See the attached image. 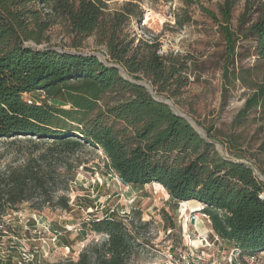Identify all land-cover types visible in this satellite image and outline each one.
I'll return each instance as SVG.
<instances>
[{
    "label": "trees",
    "instance_id": "1",
    "mask_svg": "<svg viewBox=\"0 0 264 264\" xmlns=\"http://www.w3.org/2000/svg\"><path fill=\"white\" fill-rule=\"evenodd\" d=\"M0 0V220L23 203L36 211L68 210L67 192L83 165L81 154L101 150L105 168L124 183H157L178 201H198L213 232L244 254L264 252V0H245L238 26L232 25L239 0H222L219 13L205 7L225 41L222 98L248 89L234 124H256L255 152L237 136L219 140L218 130L203 137L146 87L125 79L147 80L156 93L177 97L188 85L186 58L164 56L157 42L135 38L127 25L144 19L142 0ZM193 3L194 0H188ZM219 15L221 17H219ZM188 15L178 25L189 22ZM55 26L65 29L71 46L94 35L106 48V62L89 54L72 55L50 41ZM246 48V54L240 52ZM254 58L250 65L242 58ZM44 93L42 101L26 94ZM225 145L229 155L217 144ZM255 166V168L253 167ZM121 218H89L84 227L103 234L78 259L52 264H131L147 242L150 228L140 211Z\"/></svg>",
    "mask_w": 264,
    "mask_h": 264
},
{
    "label": "rangeland",
    "instance_id": "2",
    "mask_svg": "<svg viewBox=\"0 0 264 264\" xmlns=\"http://www.w3.org/2000/svg\"><path fill=\"white\" fill-rule=\"evenodd\" d=\"M221 1L142 0L144 19L131 21L125 31L129 33V39L135 38L134 45L145 38L157 42L164 56L186 58L188 85L179 96L169 99L203 128H216L219 140L237 136L242 148H250L253 153L258 146L254 137L256 124L250 121L241 126L234 124L248 89L239 85L231 90L227 102H223L225 41L219 25L202 10L205 7L219 13ZM122 3L123 0L113 1L111 7H119ZM244 4L245 0H239L233 11L234 28L238 26ZM185 15L190 21L179 26V18L183 20ZM49 37L50 41L41 46L106 55V48L96 43L94 35L86 38L79 48L71 46V37L61 26L52 28ZM245 49L240 48V52L246 54ZM241 60L242 64L250 65L254 58L243 57ZM25 96L34 101L44 99L42 92ZM2 146L0 143V152H3ZM217 148L229 155L225 145L218 143ZM81 159L83 165L67 192L70 198L68 210L47 207L38 212L26 202L9 208L2 217L0 264H52L61 259L76 260L84 248L106 238L84 227V221L95 217H116L128 222L135 216V211H140L145 221L152 222L150 228L141 233V240L147 242L146 248L140 249L131 264H153L159 259V253L154 249L162 251L182 245L196 227L201 233L210 230L208 218L197 212L202 208L200 202L182 206L184 201L172 198L161 186L124 183L105 168L106 157L101 150H85ZM190 216H198L196 227L192 222L186 224V218Z\"/></svg>",
    "mask_w": 264,
    "mask_h": 264
},
{
    "label": "built area",
    "instance_id": "3",
    "mask_svg": "<svg viewBox=\"0 0 264 264\" xmlns=\"http://www.w3.org/2000/svg\"><path fill=\"white\" fill-rule=\"evenodd\" d=\"M186 220V224L194 220L192 224L196 227L198 216ZM228 246L213 230L201 233L196 227L182 245L162 251L154 249L159 253V259L153 264H264V252L244 254L240 248Z\"/></svg>",
    "mask_w": 264,
    "mask_h": 264
},
{
    "label": "water",
    "instance_id": "4",
    "mask_svg": "<svg viewBox=\"0 0 264 264\" xmlns=\"http://www.w3.org/2000/svg\"><path fill=\"white\" fill-rule=\"evenodd\" d=\"M35 49H40L43 46H33ZM54 50H57L59 52H64V53H69L72 55H80V54H85V55H89V54H93L98 56L102 61L106 62V57L105 55H103L100 52H81V51H76V50H66L63 49L61 47H56L53 48ZM111 67H117L119 68L121 74L123 75V77L131 82H133L136 85H140V86H144L147 88V90L152 94V96L154 97V99H156L157 101L164 103L166 105H168L175 114H177L178 116H180L181 118L185 119L187 122H189L196 130L198 133H200L203 137L207 138L206 132L204 131V129L202 127H200L189 115H187L185 112H183L175 103L174 101L164 97V96H160L156 93V91L154 90L153 86L148 83L147 81H143V80H135L133 79L126 71L125 69L120 66V65H116V64H109ZM255 173L259 176L260 179L264 180V177L259 175L258 171L255 170ZM192 223H194V220L192 221Z\"/></svg>",
    "mask_w": 264,
    "mask_h": 264
},
{
    "label": "crops",
    "instance_id": "5",
    "mask_svg": "<svg viewBox=\"0 0 264 264\" xmlns=\"http://www.w3.org/2000/svg\"><path fill=\"white\" fill-rule=\"evenodd\" d=\"M154 185H158V186H161V185H159V184H157V183H153ZM162 187V186H161ZM162 188H164V187H162ZM165 189V188H164ZM166 190V189H165ZM198 201H186V202H184L185 204H187V205H195V203H197ZM208 223H209V229L210 230H212V228H211V223H210V221L208 220ZM226 245H230V243L229 242H227L226 241ZM68 248V247H67Z\"/></svg>",
    "mask_w": 264,
    "mask_h": 264
},
{
    "label": "bare ground",
    "instance_id": "6",
    "mask_svg": "<svg viewBox=\"0 0 264 264\" xmlns=\"http://www.w3.org/2000/svg\"><path fill=\"white\" fill-rule=\"evenodd\" d=\"M184 205H185V203L183 202V203H182V206H184ZM198 221H199V220H198Z\"/></svg>",
    "mask_w": 264,
    "mask_h": 264
}]
</instances>
